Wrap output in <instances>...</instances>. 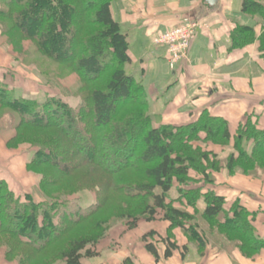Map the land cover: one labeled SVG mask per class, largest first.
I'll return each mask as SVG.
<instances>
[{
  "label": "trees",
  "instance_id": "16d2710c",
  "mask_svg": "<svg viewBox=\"0 0 264 264\" xmlns=\"http://www.w3.org/2000/svg\"><path fill=\"white\" fill-rule=\"evenodd\" d=\"M111 1L3 0L0 18L44 52L51 49L55 61L74 68L81 90L71 105L59 95L30 98L14 86L0 85V108L17 116L12 147H31L27 167L40 176L43 198L39 202L31 194L17 195L0 180V250L5 248L6 262L33 264L55 252L54 260L85 264L84 258L97 255L98 241L110 225L101 215L114 199L121 202L119 217L130 231L141 219L153 222L160 214L170 223L165 236L155 230L142 236L157 263L162 257L158 242L164 245L165 259L175 251L185 258L189 246L174 239L177 227L204 254L207 235L197 217L236 241L229 247L253 259L264 249L255 215L238 200L228 207L214 185L224 167L230 174L264 167V128L248 114L232 135L229 121L207 108L188 123L156 127L145 86L127 71L130 41L112 16ZM241 11L258 15L262 32L256 39L258 22L237 24L232 47L257 40L264 59V0H243ZM61 40L64 44L53 51L52 44ZM210 143L232 147L226 161L204 149ZM84 191L94 194L86 206L71 198ZM172 193L178 194L176 200ZM201 199L205 207L200 211ZM87 225L98 231L77 235ZM131 263L130 258L123 262Z\"/></svg>",
  "mask_w": 264,
  "mask_h": 264
},
{
  "label": "crops",
  "instance_id": "0c3cea01",
  "mask_svg": "<svg viewBox=\"0 0 264 264\" xmlns=\"http://www.w3.org/2000/svg\"><path fill=\"white\" fill-rule=\"evenodd\" d=\"M242 2L243 0H218L215 4H210L208 0L111 1L112 16L130 41L131 63L127 66V71L135 73L138 81L145 86L156 127L188 123L207 108L213 115L222 116L229 121L232 135L248 114H254L258 127L264 128V64L259 58L258 41L242 48L232 47L231 34L237 24L258 22L255 27L256 39L262 32L261 18L258 15H244L241 11ZM186 17L200 19L206 25L199 31L187 59L171 69L166 49L155 45L153 38L158 33L175 27ZM2 76L4 74H0L1 78ZM28 161L29 158L25 161V166ZM216 178L222 180L218 183V188L223 184L227 186L223 191L230 193V199L227 198L229 202L238 200L255 215L257 233L260 238H264V185L237 177L227 178L223 172L216 174ZM0 180L7 181L15 192L18 181L23 182L13 171L1 176ZM22 193L26 192L18 195L25 196ZM169 225L168 222L162 228H149L140 236L151 230L165 236ZM173 234L179 245L189 246L190 242L181 230L174 229ZM144 249L147 263L186 264L181 251H175L171 258L165 259L163 245L159 249L162 257L157 263L154 256L146 250L145 244ZM132 255L133 252H129L126 258L132 259ZM232 255L238 264H264V249L255 259L245 258L237 249ZM5 264L9 263L5 261ZM197 264H233V261L228 252H220L208 246Z\"/></svg>",
  "mask_w": 264,
  "mask_h": 264
},
{
  "label": "rangeland",
  "instance_id": "374dc122",
  "mask_svg": "<svg viewBox=\"0 0 264 264\" xmlns=\"http://www.w3.org/2000/svg\"><path fill=\"white\" fill-rule=\"evenodd\" d=\"M0 8H3V0H0ZM11 23L12 22L8 19L0 18V74H4L2 78L0 77V85L7 84L9 87L14 86L19 94L30 98L40 99L47 94L59 95L65 102L75 105L79 100L78 95L81 91L80 81L77 76L78 72L71 66L55 61L52 58L53 54L51 49H48L50 53H46L31 37H23L18 31L11 29ZM61 43L64 44V40H61V42L55 41L51 46L53 51H58L59 47L62 45ZM259 58L264 64L261 53H259ZM46 81L49 82L50 86L45 83ZM16 122L17 116L15 113L8 109L0 108V177L13 171L23 182L18 181V188H16L17 193L12 189L13 186L10 188L17 195L20 194V192H26L22 193L23 195L30 193L35 200L40 202L43 199L42 190L40 188V176L30 170L27 165L25 166V161L32 156L33 151L31 147L27 144H21L16 148L12 147L15 145L13 138L15 133H17L15 130ZM203 145L204 149L207 151L213 150L223 161L227 160L232 148L231 146L223 147L212 143ZM248 146H250L249 143L247 147ZM256 167L255 171L250 174H245L241 169H238L236 173L230 174L225 167L221 172H223L227 178L237 177L241 180H247L250 183L257 181L259 184L261 183L264 185V167H260L259 165ZM220 181L222 182L221 179L216 180L217 184L215 183L214 185L215 189L218 188V183ZM14 187H16V185ZM226 187L227 186L224 184L220 185V188L215 191L218 194H226L225 198L227 200V205L230 207L232 202H229L230 200L227 199L230 193L223 191ZM170 197L176 200L178 194L172 193ZM71 198L76 201L80 198L79 202L86 206L93 200L94 194L84 191L75 194ZM121 205L118 199L111 200L108 207L101 215L103 219H110V225L106 232H104L103 237L98 241L97 247L95 248V250H97V255L93 258H84L83 261L86 264H123L129 252H133V258L130 259L132 262L131 264H150L147 263L145 259L144 242L140 234L145 230H149V228H162L168 222L162 220L161 214L158 216L157 220L153 222H148L143 218L139 221L138 227L130 231L127 229V221L119 217L122 212ZM241 205L244 206L242 203ZM204 207L205 203L203 199H201L197 208L201 211ZM188 210L194 212L192 208H188ZM197 220L201 228L206 232L208 246L220 252H228L232 257L233 264H238L232 255L235 248L229 247L230 245L234 246L236 241L230 240L226 234L217 229V227L209 225L203 218L197 217ZM175 229L182 231L179 227ZM97 231L98 228L94 230L91 225H87L79 229L77 235L94 234ZM182 233L186 236L183 231ZM173 236L176 235L173 234ZM162 246L163 244L158 242V248L162 249ZM21 250L23 249L21 248ZM187 253L185 258H183L186 264H197L202 256V250L196 242L189 243V250ZM5 254V248H2L0 250V264H5ZM259 254L255 255L253 259ZM54 255L55 252L49 254L45 253L37 258L33 264H65L61 259L54 260L52 258ZM13 260L14 259H11L12 262L10 263H16V261Z\"/></svg>",
  "mask_w": 264,
  "mask_h": 264
},
{
  "label": "built area",
  "instance_id": "2783aa9c",
  "mask_svg": "<svg viewBox=\"0 0 264 264\" xmlns=\"http://www.w3.org/2000/svg\"><path fill=\"white\" fill-rule=\"evenodd\" d=\"M205 25V22L200 19L186 17L175 27L154 36V44L166 49L171 69L187 59L199 31Z\"/></svg>",
  "mask_w": 264,
  "mask_h": 264
},
{
  "label": "water",
  "instance_id": "95a60500",
  "mask_svg": "<svg viewBox=\"0 0 264 264\" xmlns=\"http://www.w3.org/2000/svg\"><path fill=\"white\" fill-rule=\"evenodd\" d=\"M218 0H208L210 4H215Z\"/></svg>",
  "mask_w": 264,
  "mask_h": 264
}]
</instances>
